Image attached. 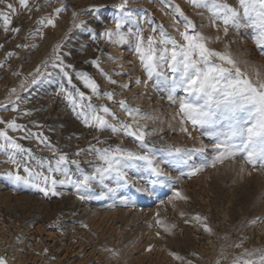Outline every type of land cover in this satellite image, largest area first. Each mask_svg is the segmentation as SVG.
Instances as JSON below:
<instances>
[{
	"label": "rangeland",
	"instance_id": "obj_1",
	"mask_svg": "<svg viewBox=\"0 0 264 264\" xmlns=\"http://www.w3.org/2000/svg\"><path fill=\"white\" fill-rule=\"evenodd\" d=\"M10 2L16 4L18 12L12 16L7 32L0 20V104L15 101L18 110L13 111L11 106L7 110L0 108V117L4 120L16 118L17 123L31 132L42 133L59 152L67 153L70 160H79L85 173H91L100 163L97 154L88 150L90 145L97 148L120 145L138 153L144 151L135 138L88 127L77 117L66 95L77 93L63 73L51 66L56 55L54 49L60 45L61 55L71 53V56L64 55V59L74 65V70L68 69L73 84L92 96L94 105L106 104L121 120L130 121L118 103L103 95L112 91L115 101L126 100L141 110V117H152L147 120L137 117L141 125H146L150 145L156 149L169 145L198 148L203 141L207 157L215 155L211 147L214 141L203 136L199 126L185 122L183 127L188 131L181 130V118L176 115L178 103L169 101L166 81L156 76L148 78L135 53V37L129 36L127 43L119 45L95 35L105 26L114 27L112 17L119 14L115 6L122 0H29L31 12L20 7L18 0ZM227 2L235 4V0ZM100 5L103 7L98 11L93 10ZM177 5L194 22L195 30L208 38L209 47L230 52L242 70L251 73L255 67L264 77V54L253 39L254 30L229 27L225 34L222 22L215 20L208 9L193 6L190 0H128L125 11L131 13V18L122 31L136 32L139 28L146 42L149 35L160 38L159 29L152 32V24L163 25L182 42L175 31V27L181 31L184 28V18L175 11ZM58 7L66 10L55 16V27L38 23L44 17L54 16V9ZM73 12L77 13L76 17ZM149 17L152 24L146 22ZM80 20L87 21L88 27H75ZM12 28H19V32H13ZM22 44L29 47H17ZM10 52L15 55H8ZM97 58L101 68L118 81L116 85L110 84L90 63ZM38 66L40 73L46 74L30 85L33 77L39 75ZM80 71L96 80L99 94L84 86L75 75ZM164 71L171 75L167 69ZM137 79L141 83H136ZM22 81L27 90L20 87ZM123 84L129 87H121ZM61 85L65 92H61ZM13 88L15 93H11ZM175 95L178 100L184 93L177 90ZM109 120L118 123L111 117ZM9 135L31 149V158L23 155L30 165L35 166L37 159H55L52 149L35 137L23 139L25 132L11 130ZM81 149L84 151L77 155ZM12 154L10 149L0 150V256L7 264H182L171 253L193 264H216L217 260L220 264H230L244 249H264V168L253 170L241 155L234 161L226 160L215 168L204 167L189 176V165L204 164L205 155L195 153L189 165H183L167 162L158 152L157 163L167 177L153 176L140 162V166L126 170L129 184L120 187L109 178L105 183L116 191L102 195V186L94 182L89 193L92 198L81 200L70 184L57 185L60 195L55 196L51 193L45 196L31 186L16 184L5 175L15 171V165L8 162ZM16 159L20 161L21 155L16 154ZM69 167L75 179L79 175L76 166ZM21 174H24L22 170ZM56 176L63 178L59 173ZM176 191L186 199L176 198ZM197 214L207 217L212 233L206 232L202 222L194 219ZM257 217H260L258 221ZM241 241L242 246L235 247ZM149 245L151 250H147ZM109 249L119 255H113Z\"/></svg>",
	"mask_w": 264,
	"mask_h": 264
},
{
	"label": "snow or ice",
	"instance_id": "obj_2",
	"mask_svg": "<svg viewBox=\"0 0 264 264\" xmlns=\"http://www.w3.org/2000/svg\"><path fill=\"white\" fill-rule=\"evenodd\" d=\"M190 2L195 7L208 9L215 20L222 22L225 34H227L229 27L237 29L251 27L255 33L253 39L257 48L261 49L262 54H264V0H235V4L229 3L227 0H190ZM127 3L128 0H122L120 4L115 6L119 9V14L112 17L114 27L105 26L102 32L95 35L106 38L109 43L119 45L127 43L129 36H134L135 53L138 55L148 78L151 79L156 76L168 83V99L171 103H178L179 110L176 115L181 118V130L188 131L186 127H183L185 122H190L194 127L199 126L202 129V135L214 141L211 147L215 155L210 158L207 157L205 151L207 146L203 144V141L198 148L169 145L156 149L154 145H150L147 142L149 133L146 130V125H141L140 119L147 120L152 119V117L147 115L141 117V110L129 105L126 100L115 101L112 91H106L103 95L113 103H118L119 107L131 118L130 121L121 120L106 104L94 105L91 102L92 96L86 95L84 91H80L73 84V77L68 69L74 70V65L66 63L64 59V55L71 56V53L61 55L60 45H56L54 49L56 55L51 66L63 73L67 83L72 85L77 93L75 96L72 92L66 93L77 117L88 127H94L97 130H110L113 134L119 132L135 138L144 151L138 153L120 145L105 148L90 145L88 150L97 154L100 163L95 166L91 173H85L80 168L79 160H70L67 153L59 152L42 133L31 132L25 125L17 123L16 118L4 120L0 117V124L5 125V127L0 128V140L3 141L0 143V150H12L13 154L8 157V162L15 165V171H8L5 175L18 185L38 189L45 196L50 193L54 196L60 195L56 191L57 185L70 184L76 189L78 199L84 200L92 198L89 193L92 191L94 182L102 186V195L116 191V188L109 187L105 183L109 178L114 179L120 187L129 184L126 170L140 166V162H143L153 176L157 178L167 177L168 174L157 163L158 152L167 158V162L183 165H189V161L195 153L205 155L206 162L204 164L189 165L190 171L187 173L189 176L202 171L204 167L215 168L217 164H223L226 160L234 161L238 155L243 156L244 163L250 164L253 170H256L257 167L264 168V77H262L259 69L253 67L251 73L242 70L230 52L209 47L208 38L202 32L195 30L194 22L184 15L178 5L175 7V11L184 18V28L181 31L179 27H175V25L174 27L182 42L168 33L163 25L152 24L150 17L146 18V22L152 24L153 33L159 29V40L154 35H149L145 42L143 31L139 28L136 32H132L131 29L124 32L122 29L131 18V13L125 11ZM18 4L27 11H32L29 7V0H18ZM0 5L3 6L0 7V20L3 21V29L7 32L12 23V16L17 14L18 9L16 4L10 0H0ZM99 7L103 6H94L93 10L98 11ZM65 10L63 7H58L54 9V16L44 17L38 23L44 27H55V16ZM76 16L77 13L73 12V17ZM75 27L87 28L88 22L80 20L79 23L75 24ZM11 30L19 32V28H12ZM37 32L42 35L39 30ZM157 45L162 47L158 48ZM17 47L27 48L29 45L22 44L17 45ZM8 55H15V53L10 52ZM110 59L114 60L115 57H110ZM90 63L99 69L110 84L116 85L118 83L101 68L98 58L91 60ZM45 66H47V62H45ZM164 69H167L171 75H167ZM36 71L39 75L33 77L29 82L30 85L36 84L40 76L46 74L40 73L39 66ZM75 75L93 94H99V84L87 72L80 71L76 72ZM136 83H141V81L137 79ZM20 87L27 90L23 81ZM121 87L128 88L129 84H123ZM60 90L61 92L66 91L63 85H61ZM177 90H182L184 93L178 100L175 95ZM15 92V88L11 89V93ZM19 99L20 97L17 96L16 100ZM9 106L12 107L13 111L18 110L15 101L10 100L9 104H0V108L5 110ZM25 114L30 113L26 112ZM109 117L118 123H113ZM9 130L25 132L23 139L35 137L40 143L52 149L55 159H37L35 166L30 165L27 160L23 159V155L27 154L31 158L33 155L31 149L18 143L17 138L9 135ZM189 136H191L190 133ZM82 151L84 150H79L77 155ZM16 154L21 155L20 161L16 159ZM70 165H75L79 174L75 179L73 178L75 174H70ZM21 170L24 174H21ZM240 170L241 172L244 171L243 166ZM57 173L63 178L57 179ZM174 195L178 199H186L179 191H176ZM194 219L202 222L206 232L212 233V228L206 222L207 217H201L197 214ZM259 219L260 217H257L256 221ZM256 221L252 222L255 223ZM156 223L159 225L161 221L157 220ZM185 223H189V221L185 220ZM84 226L87 227V225ZM157 235L159 236V232ZM242 243L243 241L235 244V247H241ZM151 247L152 245H149L147 250H151ZM44 251L47 252L48 250L45 249ZM108 251H112L115 256L119 255L115 250L109 249ZM171 255L180 260L182 264H193V261H185L184 257L177 253H171ZM0 264H7V260L3 256H0ZM216 264H220V261L217 260ZM230 264H264V249L251 251L244 249L242 253L231 259Z\"/></svg>",
	"mask_w": 264,
	"mask_h": 264
}]
</instances>
